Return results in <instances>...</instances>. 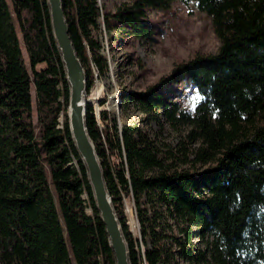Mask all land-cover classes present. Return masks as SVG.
<instances>
[{
    "label": "trees",
    "instance_id": "obj_1",
    "mask_svg": "<svg viewBox=\"0 0 264 264\" xmlns=\"http://www.w3.org/2000/svg\"><path fill=\"white\" fill-rule=\"evenodd\" d=\"M168 1L131 0L101 12L98 0H62L87 90L91 66L107 76L96 36L100 23L108 31L115 23L145 36L146 8H166ZM194 1L211 18L220 43L215 52L195 54L173 69L199 95L192 115L176 116L175 102L162 96L158 83L120 96L143 111L144 119L190 122L187 136L200 140L194 156L187 158L184 147L169 153L179 161L214 165L177 167L139 125L118 127L104 109L97 120L90 103L86 129L130 264H171L175 255L199 260L203 253L194 252V236L208 237L212 264H264V0ZM10 4L11 9L0 0V264H114L67 126L68 86L46 2ZM173 74L165 81H174ZM125 196L133 203L137 235L122 216ZM173 223L177 234L169 232Z\"/></svg>",
    "mask_w": 264,
    "mask_h": 264
},
{
    "label": "rangeland",
    "instance_id": "obj_2",
    "mask_svg": "<svg viewBox=\"0 0 264 264\" xmlns=\"http://www.w3.org/2000/svg\"><path fill=\"white\" fill-rule=\"evenodd\" d=\"M130 1L98 0V3L101 6V12L105 10L113 12L121 3ZM7 2L11 9L10 0ZM12 18L17 25L13 14ZM144 19L149 24V34L145 36L123 31L115 23L108 31L100 23V35L96 34V36L102 46L100 53L107 61V76L98 75L91 66L93 84L88 90L86 89L85 98L88 99L86 103H90L93 107L94 115L96 110L98 114L101 110H106L115 118L118 127H121L123 123L139 125L150 138H153L160 150L164 151L166 161L172 160L174 163L177 161V167L202 170L212 166L214 165L212 160L205 163L191 160L179 161L169 153H179L184 147L188 152L187 158L194 156V151L192 153L191 150L200 144V140L187 136L188 130L192 127L190 122L185 120L170 122L163 116L159 119H144L143 111H140L130 99L125 100L120 96L121 91L137 93L148 85L158 83L162 96L169 102H175L176 116L179 112L192 115L199 95L188 78L182 73H176L173 69L195 54L216 51L220 40L213 28L211 18L198 8L194 0H169L166 8L148 6ZM99 21L101 22L102 18L99 17ZM41 65L42 63L37 64V66ZM172 73H174V81H165ZM160 79L164 80L163 83H160ZM31 97L34 106L33 90ZM102 98L106 100L105 104L99 103ZM157 111H160L159 107ZM61 120L60 117L59 127ZM121 209L127 229L133 235H137V220L130 197L122 198ZM171 220L168 219L169 222ZM169 232L177 234L175 223L171 225ZM207 238L194 236L191 241L195 247L194 252H202L203 258L190 261L175 255L171 264H212L205 248ZM172 247L175 249L174 245Z\"/></svg>",
    "mask_w": 264,
    "mask_h": 264
},
{
    "label": "water",
    "instance_id": "obj_3",
    "mask_svg": "<svg viewBox=\"0 0 264 264\" xmlns=\"http://www.w3.org/2000/svg\"><path fill=\"white\" fill-rule=\"evenodd\" d=\"M49 26L68 86L67 126L83 163L94 206L102 222L114 264H130L127 243L103 179L100 160L85 125L86 71L68 32L62 0H45Z\"/></svg>",
    "mask_w": 264,
    "mask_h": 264
},
{
    "label": "built area",
    "instance_id": "obj_4",
    "mask_svg": "<svg viewBox=\"0 0 264 264\" xmlns=\"http://www.w3.org/2000/svg\"><path fill=\"white\" fill-rule=\"evenodd\" d=\"M105 101H106V100H104L102 104H105ZM95 115H96L95 117H97L96 119L98 120V118H99V117H98L99 114H95Z\"/></svg>",
    "mask_w": 264,
    "mask_h": 264
},
{
    "label": "bare ground",
    "instance_id": "obj_5",
    "mask_svg": "<svg viewBox=\"0 0 264 264\" xmlns=\"http://www.w3.org/2000/svg\"><path fill=\"white\" fill-rule=\"evenodd\" d=\"M116 98L118 99V97L116 96ZM86 102H88V99H87V101ZM86 102H85V104H86ZM117 101L115 100V103H116ZM61 117V116H60ZM62 119V118H61ZM62 121V120H61ZM88 211L90 212V210L88 209Z\"/></svg>",
    "mask_w": 264,
    "mask_h": 264
}]
</instances>
